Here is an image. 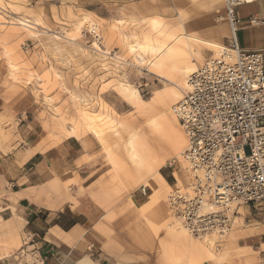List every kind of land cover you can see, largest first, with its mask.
Listing matches in <instances>:
<instances>
[{"label": "rangeland", "instance_id": "rangeland-1", "mask_svg": "<svg viewBox=\"0 0 264 264\" xmlns=\"http://www.w3.org/2000/svg\"><path fill=\"white\" fill-rule=\"evenodd\" d=\"M202 1L0 0V163L15 162L21 155L26 159L36 141L44 154L66 140L80 142L83 157L78 168L86 164L89 172L97 171L90 180L94 197L123 210L135 192L145 190L148 201L152 190L147 183L160 174L171 186L177 184V177L186 186V172L177 158L185 137L173 110L180 98L169 97L175 83L182 84L173 66L194 57L200 67L214 52L210 46L187 42L178 27L184 25L224 46L231 36L226 1L218 11L203 8ZM208 15L211 31L201 24ZM222 23L227 31L219 38L214 31H220ZM94 30L103 42L100 47L91 34ZM138 43L162 47L161 55L140 51L156 66L135 61L129 47ZM131 138L138 145L134 158L126 148ZM38 161V157L30 161L26 170ZM8 175L1 168L0 257L19 256L24 247L19 216L14 213L6 219L1 214L11 200L2 182L11 186ZM74 175L65 184L57 179L52 187L64 184L70 189L73 183L82 190L81 178ZM180 186L167 189L164 201L155 208L138 210V228L158 242L155 264L163 262L161 244L167 240L168 264H176L168 214L176 215L167 197ZM240 211L228 237L216 236L214 255L244 226L249 208ZM181 250V264H200L194 260L199 256L196 249L181 246ZM201 259L204 264L206 259L202 255Z\"/></svg>", "mask_w": 264, "mask_h": 264}, {"label": "crops", "instance_id": "crops-1", "mask_svg": "<svg viewBox=\"0 0 264 264\" xmlns=\"http://www.w3.org/2000/svg\"><path fill=\"white\" fill-rule=\"evenodd\" d=\"M201 6L210 11L225 7L224 0H203ZM238 11L240 24L236 36L240 48L248 52H261L264 56V0H254L252 4L239 7ZM205 17L201 21L203 29L211 31V18L209 15ZM252 19H256L257 23L251 24ZM182 26L178 27V31L187 42L191 40L203 44L189 38L192 35L202 41L218 44L221 48L224 46L216 41L205 40L194 30ZM225 30L227 25L222 23L220 31L214 33L220 38ZM219 51H213L214 55ZM137 60L141 61V58ZM188 60L190 62L186 61L185 66L190 73L184 77L185 81L198 68L197 59L190 57ZM175 76L178 80L183 79L182 75ZM134 98L135 95L131 94L130 99ZM33 144L28 150L33 152L26 159H22L21 155L15 162L8 160L0 163V172L1 168L8 170L6 181L12 186L2 181L5 186L3 189L11 196V200L7 201V207H3L1 214L6 219L14 213L19 216L24 241L19 256L0 257V264H155L158 242L138 228V210L142 207V211L146 212L155 208L164 201L167 189L179 184L180 187L184 186L179 177L175 186H171L161 174L151 178L147 183L152 190L148 201L144 198L146 193L135 192L130 206L123 210L121 206L110 207L108 203H102L94 197L90 180L97 171L89 172L86 164L78 168L77 162L83 157L80 142L66 140L60 146L46 151V154L38 148L37 141ZM37 157L39 161L26 170L25 166ZM74 173L81 178L82 190L73 183H69L70 189L64 185L68 179L72 180ZM57 179L64 183L63 186L52 187ZM11 206H14L15 211H12ZM253 211L249 208L247 225L236 231L235 238L216 255L211 249L216 235L190 237L177 229V223L181 224L171 213L168 214V228L174 240L171 249L173 253L174 250L176 252V264H181V246L196 249L199 256L194 260L200 264L201 255L206 259L204 264H264V212ZM169 244L168 240L161 244V264H168Z\"/></svg>", "mask_w": 264, "mask_h": 264}, {"label": "built area", "instance_id": "built-area-1", "mask_svg": "<svg viewBox=\"0 0 264 264\" xmlns=\"http://www.w3.org/2000/svg\"><path fill=\"white\" fill-rule=\"evenodd\" d=\"M225 1L228 43L189 76L174 106L187 140L189 188L168 200L196 238L228 237L242 207L264 212V56L241 49L236 36L239 7L254 0Z\"/></svg>", "mask_w": 264, "mask_h": 264}, {"label": "bare ground", "instance_id": "bare-ground-1", "mask_svg": "<svg viewBox=\"0 0 264 264\" xmlns=\"http://www.w3.org/2000/svg\"><path fill=\"white\" fill-rule=\"evenodd\" d=\"M92 27H94V26H92ZM230 31H231V29H230ZM91 34H93V36H94V39H95V42L97 43V45L100 47V45L101 44H103V42H102V40L99 38V36L97 35V33H96V31L94 30L93 31V33H91ZM189 35H187V37H188ZM179 37H181V36H179ZM189 38H191V39H196L197 41H199V42H201V43H203L204 45H207V46H210L211 48H212V50L213 51H219L216 55H218L221 51H223V48H224V46L221 48V46L220 45H218V44H214V43H208V42H206V41H202L201 39H199V38H196V37H193L192 35H190L189 36ZM173 39V38H172ZM170 41H171V39H170ZM100 44V45H99ZM129 49H130V51H131V53H135L136 54V56H135V61L137 62V63H139V64H142V65H144V64H146L147 66H156V64L153 62V61H147V60H145L144 58H142V56H141V53H140V51H142V50H144V49H149V50H151V51H154V52H156V53H158V55H161V54H163L164 53V51L162 50V47L161 46H156L155 44H145V45H143L142 43H138L137 45H134V46H130L129 47ZM141 58V61H139V60H137V58ZM186 65V62H182V63H180V64H176V65H174L173 66V69H174V73L175 74H177V75H182L183 76V79L182 80H179V81H181L182 82V84L179 86L178 84H176L175 83V88H172L171 89V92H169V95H170V97L171 98H175V100H177V99H179V101L182 99V97H183V95L185 94V92L187 91V89H188V78H187V81H185L184 80V77L186 78V76L190 73V70L188 69V67H186L185 66ZM195 72V71H194ZM193 72V73H194ZM192 73V74H193ZM170 81H173L172 79L170 80ZM173 82H175V81H173ZM178 101V102H179ZM177 102V103H178ZM176 103V104H177ZM175 104V105H176ZM174 105V106H175ZM173 110H174V107H173ZM175 113V112H174ZM176 115V114H175ZM177 117V116H176ZM180 123V122H179ZM182 127V126H181ZM184 132V131H183ZM184 135H185V133H184ZM186 146H187V140H186V136H185V147H184V149H183V151H181V153L177 156V158L178 159H180L179 160V162H180V164H181V167L183 168V170L186 172V175H187V185L185 186H182L181 188H177L176 190H174L173 192H175V191H177V190H179V191H181V192H183L184 190H188V188H189V178H188V174H189V170H188V166H187V163H186V161H185V159H184V156H183V153H184V151H185V149H186ZM176 147H180V139L179 138H176ZM126 148H127V151H128V154L131 156V158H134V157H136L137 156V149H138V145H137V143L135 142V138H131L130 140H128V142H127V144H126ZM175 162V160L174 159H172L171 160V165H173V163ZM183 163V165H182V163ZM184 166V167H183ZM187 170V171H186ZM172 192V193H173ZM172 193L169 195V197H167V199H169L170 198V196L172 195ZM176 193V192H175ZM175 213V212H174ZM173 217L181 224V226L177 223V229H179L180 231L182 230V231H184L187 235H189L190 237H194V236H192L189 232H188V230L186 229V227L184 226V224H183V222L181 221V219L179 218V217H175L174 215H173ZM236 221H237V219H236ZM213 235H215V234H213ZM208 237V236H207Z\"/></svg>", "mask_w": 264, "mask_h": 264}]
</instances>
